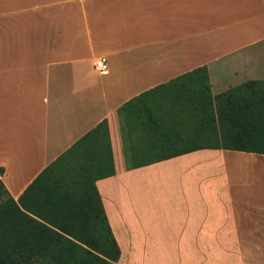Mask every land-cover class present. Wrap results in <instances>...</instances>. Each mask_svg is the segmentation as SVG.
I'll return each instance as SVG.
<instances>
[{
	"label": "crops",
	"instance_id": "1",
	"mask_svg": "<svg viewBox=\"0 0 264 264\" xmlns=\"http://www.w3.org/2000/svg\"><path fill=\"white\" fill-rule=\"evenodd\" d=\"M199 67L211 96L264 83V0H0L4 188L24 211L89 232L91 184L54 161L105 119L115 172L94 185L113 264H264V154L201 148L132 166L141 144L118 108ZM182 102L167 132L192 131Z\"/></svg>",
	"mask_w": 264,
	"mask_h": 264
},
{
	"label": "trees",
	"instance_id": "2",
	"mask_svg": "<svg viewBox=\"0 0 264 264\" xmlns=\"http://www.w3.org/2000/svg\"><path fill=\"white\" fill-rule=\"evenodd\" d=\"M263 85L246 81L211 96L206 68L199 67L126 101L117 110L120 127L123 119L126 138L134 137L141 144L140 148H130L132 166L201 148L264 154ZM177 100L188 104L184 108L190 112L192 131L187 135L167 132L164 125L163 114ZM68 162L72 166L68 164L66 170L75 171L78 180L90 182L94 191V204L92 197H83L95 211L94 218L85 222L89 232L74 231L72 219L60 224L45 214L24 211L0 180V264H113L119 259L120 248L94 185L95 180L115 172L105 119L59 155L54 164Z\"/></svg>",
	"mask_w": 264,
	"mask_h": 264
},
{
	"label": "built area",
	"instance_id": "3",
	"mask_svg": "<svg viewBox=\"0 0 264 264\" xmlns=\"http://www.w3.org/2000/svg\"><path fill=\"white\" fill-rule=\"evenodd\" d=\"M94 69L99 73H104L108 70V58L106 55H99L94 59Z\"/></svg>",
	"mask_w": 264,
	"mask_h": 264
},
{
	"label": "rangeland",
	"instance_id": "4",
	"mask_svg": "<svg viewBox=\"0 0 264 264\" xmlns=\"http://www.w3.org/2000/svg\"><path fill=\"white\" fill-rule=\"evenodd\" d=\"M174 95H172V96H170V98H172ZM170 98H168L169 100H170ZM166 104H169V102H166ZM167 110V109H166ZM164 113V112H163ZM167 115H168V112L166 111L164 114H163V119H165V123H166V120H167V123L172 119V112H171V114L170 115H168V118H167ZM167 118V119H166ZM121 122H122V128H123V135L125 136V135H127V133L125 132L126 130H125V127H124V125H125V123L123 122V119L121 120ZM121 128V129H122ZM127 137H129V136H127ZM142 158H144V156H142ZM142 158L140 159V161L142 160ZM67 159V158H66ZM1 196V195H0Z\"/></svg>",
	"mask_w": 264,
	"mask_h": 264
}]
</instances>
